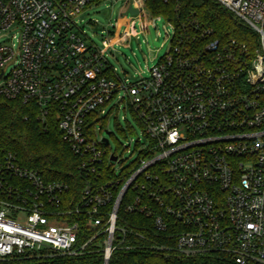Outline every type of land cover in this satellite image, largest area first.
I'll return each instance as SVG.
<instances>
[{"label":"built area","instance_id":"1","mask_svg":"<svg viewBox=\"0 0 264 264\" xmlns=\"http://www.w3.org/2000/svg\"><path fill=\"white\" fill-rule=\"evenodd\" d=\"M212 1L247 42L220 39L194 17L175 26L130 0L137 12L120 25L136 22L144 35L162 18L172 34L148 76L129 83L106 54L131 35L118 28L98 48L77 23L89 0H0V98L35 106L43 120L54 114L84 182L68 197L65 183L0 152V259L74 257L92 245L109 264L129 249L137 226L127 218H142L178 256L264 264V0ZM120 92L145 139L127 166L94 127Z\"/></svg>","mask_w":264,"mask_h":264},{"label":"trees","instance_id":"2","mask_svg":"<svg viewBox=\"0 0 264 264\" xmlns=\"http://www.w3.org/2000/svg\"><path fill=\"white\" fill-rule=\"evenodd\" d=\"M96 1L89 0L88 5ZM183 4L175 10L173 4L146 0L145 7L152 15L160 16L175 26L182 19L194 17L223 40L247 42L250 37L212 0H183ZM0 152L14 155L19 166L37 171L45 181L65 183L69 187L68 197L75 196L76 190L84 184L77 173L79 160L62 140L55 115L50 114L43 120L33 105L0 98ZM127 219L130 226H137L128 236L129 249L116 251L109 264H232L221 255L178 256L172 240L165 234L155 232L150 226L144 228L148 222L142 218ZM39 255L4 258L0 259V264H102L100 251L92 245L82 255L74 257Z\"/></svg>","mask_w":264,"mask_h":264},{"label":"rangeland","instance_id":"3","mask_svg":"<svg viewBox=\"0 0 264 264\" xmlns=\"http://www.w3.org/2000/svg\"><path fill=\"white\" fill-rule=\"evenodd\" d=\"M128 3L130 0H97L86 7L77 23L85 36L98 48H101L102 41L108 37V32L120 28L121 32L130 33L131 37L125 45L114 46L113 51L107 52L106 59L121 80L134 83L138 81L139 75L147 77V70L167 53L169 39H166L165 33L171 36L172 30L162 18L155 19L144 35L139 33V25L136 22L133 25L126 22L120 25V19L123 18L125 21L131 19L130 15L123 17ZM146 14V11L143 12L144 16ZM13 34L15 32H10L7 36L10 44H15V41L11 40ZM118 35L113 36V41ZM122 95L123 92H120L118 98L105 107L107 116L103 117L105 118L103 121L94 123V127L98 138L108 140L106 150L119 157L122 166H127L137 158L136 142L143 144L145 139L129 107L118 102ZM114 167L119 170V165Z\"/></svg>","mask_w":264,"mask_h":264},{"label":"water","instance_id":"4","mask_svg":"<svg viewBox=\"0 0 264 264\" xmlns=\"http://www.w3.org/2000/svg\"><path fill=\"white\" fill-rule=\"evenodd\" d=\"M136 12L137 11L135 9L131 8V6L129 5L124 15H131L132 16V15L136 14ZM107 135H109V133H107ZM103 142L105 145L108 144V140L106 138L103 139ZM111 161L112 162L115 161V157H111Z\"/></svg>","mask_w":264,"mask_h":264}]
</instances>
